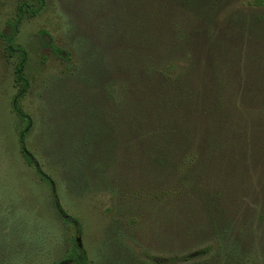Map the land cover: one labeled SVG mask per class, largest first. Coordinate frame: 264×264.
<instances>
[{
	"label": "trees",
	"instance_id": "1",
	"mask_svg": "<svg viewBox=\"0 0 264 264\" xmlns=\"http://www.w3.org/2000/svg\"><path fill=\"white\" fill-rule=\"evenodd\" d=\"M46 3L17 0L9 31L0 34L5 53L16 55L9 109L22 123V161L46 185L56 215L78 232L54 180L26 145L33 121L21 101L32 85L26 50L13 39L22 20L40 15ZM66 4L61 38L36 32L59 67L46 80L54 114L41 116V153L68 194H101L111 204L103 263L264 264V224L255 234L245 218L238 175L239 166L264 152L257 88L264 82V0ZM237 5L258 10L245 14ZM138 225L159 240L158 252L138 243ZM15 243L0 239V264L13 262ZM74 252L59 264H88L83 249Z\"/></svg>",
	"mask_w": 264,
	"mask_h": 264
},
{
	"label": "rangeland",
	"instance_id": "2",
	"mask_svg": "<svg viewBox=\"0 0 264 264\" xmlns=\"http://www.w3.org/2000/svg\"><path fill=\"white\" fill-rule=\"evenodd\" d=\"M66 1L47 0L40 15L24 18L17 28L13 44L26 50L28 60L25 75L32 85L21 101L23 110L33 121L32 129L26 137V145L40 164L41 170L54 180L59 203L63 210L77 221L78 232L56 215L46 185L24 164L18 153L16 135L22 123L9 109L10 98L14 93L12 67L16 55L8 56L5 53L4 40L0 37V216L4 215L2 219L6 231L9 228L5 234L0 231V239L3 243L8 239L17 241L13 246L15 258L9 264H59L75 253L76 245L84 250L88 264H104L102 256L107 254L110 248L107 245V230L113 215L106 212V209L111 208L107 197L101 194L83 197L68 194L58 168L48 163L41 153V116L47 119L54 114L49 104L50 94L49 90H46V80L55 74L59 67L40 47L36 32L45 29L59 38L66 33L69 16ZM16 2L17 0H0L2 35L7 34L9 23L15 18ZM235 7V11L245 14L255 9L244 5ZM262 10L264 12V8ZM231 13V9H226L224 16ZM79 25L83 27L82 20ZM259 87L262 88L261 97L264 100V82L257 86ZM259 155L260 153H257V157L252 158L253 161L249 165L238 167H242L238 171L239 185L247 196L244 201L247 211L245 218H250L255 234H259L257 227L264 224V152ZM5 205L11 208L8 215L1 210ZM142 227L138 225L135 232L140 231ZM122 230L126 229L122 227ZM138 237V243L144 248L150 252H158L160 242L154 236L142 230ZM123 241L127 243L126 240ZM262 253L264 254V251Z\"/></svg>",
	"mask_w": 264,
	"mask_h": 264
}]
</instances>
